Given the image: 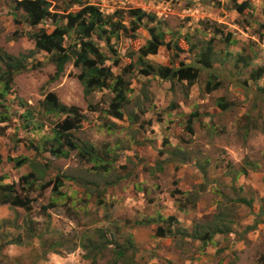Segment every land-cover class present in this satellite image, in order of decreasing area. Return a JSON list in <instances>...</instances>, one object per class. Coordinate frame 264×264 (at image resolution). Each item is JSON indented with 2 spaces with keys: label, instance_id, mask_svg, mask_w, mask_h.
I'll use <instances>...</instances> for the list:
<instances>
[{
  "label": "rangeland",
  "instance_id": "1",
  "mask_svg": "<svg viewBox=\"0 0 264 264\" xmlns=\"http://www.w3.org/2000/svg\"><path fill=\"white\" fill-rule=\"evenodd\" d=\"M83 1L106 15L130 9L155 14L169 31L167 41L178 42L182 51L162 48L149 56L153 65L173 61L176 68L182 63L201 68L194 59L210 40L215 63L212 70L201 69L191 86L143 76L138 69L126 71L151 38L144 28L134 38L112 40L113 50L100 42L111 63L119 62L112 67L114 74L130 83L120 120L108 112L113 91L95 89L86 96L81 65L67 63L56 78L52 54L36 49L29 33L51 30L55 23L32 28L22 23V10L13 14L15 0H0V50L30 57L27 70L16 75L0 99V178L32 201L29 211L0 204V264H264V76L257 83L250 80L253 70L264 67V1ZM240 4H248L242 13L235 9ZM76 10L77 5L70 9ZM215 29L223 35L214 34ZM78 41L72 34L66 48ZM239 55L251 57V66L236 65ZM210 81L220 88L208 93ZM50 93L78 108L81 128L72 132L96 149L100 162L83 160L79 150L68 158L47 151L53 128L66 118L45 112ZM220 99L228 104L226 111L218 107ZM28 109L35 129L24 122ZM171 151L176 157H170ZM17 157L32 158L45 168L34 185L22 180L31 170L17 168ZM250 163L259 169L252 170ZM238 196L254 198L253 207L237 204ZM223 210L237 221L234 233L216 236L208 247L183 236L157 237V227L167 229L162 222L140 224L160 214L177 218V228L191 231L194 222ZM131 237L135 250L119 257L117 247Z\"/></svg>",
  "mask_w": 264,
  "mask_h": 264
},
{
  "label": "trees",
  "instance_id": "2",
  "mask_svg": "<svg viewBox=\"0 0 264 264\" xmlns=\"http://www.w3.org/2000/svg\"><path fill=\"white\" fill-rule=\"evenodd\" d=\"M63 3V7L59 6V2ZM264 1V0H263ZM79 6V10L70 11L73 6ZM248 8V4L236 5V8L240 13ZM22 10L25 13V21L23 24H27L32 28H36L44 21L51 20L55 23L51 30L41 28L38 31L29 33L30 38L35 42V47L39 51H44L52 54L53 60L57 67L56 78L61 76L65 71V66L71 61H75V64L82 66V72L79 76V80L84 86L85 95L90 96L95 89H110L114 92L115 100L110 105L108 112L115 118L122 119L123 114L121 112L126 102V93L130 90V83L125 80L124 75L116 76L112 71V67L119 64L118 60L111 63V58L104 53L103 46L100 42L106 45L109 50H113L112 40H120L122 35L129 38L136 37V33L145 29L150 34V39L143 45L138 53L135 62H131L126 71H132L138 69L143 76H149L151 74L160 76L165 80L176 79L179 82L187 81L189 85L193 86L199 80L201 76V69L212 70L215 63V56L217 54L212 41H208L198 51L195 57V65H185L182 63L180 67H174L173 61L168 66L153 65L148 60L149 56L156 55L162 48H166L170 51L174 50L182 51L178 42L167 41V35L169 31L164 29V24L158 20L155 14L147 13L141 9H130L127 11H117L114 14H104L102 10L96 5L90 4L88 1L83 0H15L13 6V14L17 16V12ZM64 12V14H62ZM126 19L128 20L126 23ZM63 21L62 24H59ZM58 23V24H56ZM223 35L221 32L215 29L214 34ZM75 35L79 41L75 45H71L66 48V45L71 39V35ZM229 44H232L230 37L226 38ZM189 43L190 40H188ZM197 48L194 46L191 50L195 51ZM230 54L226 55V58L230 57ZM30 57L27 55H20L14 57L3 50H0V99H5V95L9 93L11 85L16 75L27 70V63ZM251 57H244L239 55L236 58V65L243 64L242 69H246L251 66ZM223 62V61H222ZM264 76V67H259L252 71L250 74V80L255 83L259 82ZM220 86H212V82H208L207 92H213L219 89ZM264 91V87L260 88ZM218 107L221 110L226 111L228 104L222 99L219 100ZM43 108L47 114L53 116H65V120L57 124L53 128V137L46 141L50 148L47 151L54 157H70L71 152L78 151L83 160L89 162H100L102 159L96 149L84 142H79L75 134L72 131H78L81 128L82 115L78 108L69 107L59 101L58 97L54 93L47 95L43 102ZM24 122L27 125L32 126L35 129L34 123L35 117L31 110L23 115ZM44 124L37 126L39 129ZM191 131H193L191 129ZM49 143V144H48ZM31 145V146H30ZM32 149L33 146L30 144ZM170 157H176V152L171 151ZM14 159V158H13ZM183 163H188L186 158L181 159ZM1 161V160H0ZM17 168L28 166L30 172L22 177V180L27 185H34V181L37 180L36 174L42 173L45 169L41 167L28 157H17L14 160ZM1 163V162H0ZM252 170H258L257 164H248ZM101 166V165H100ZM99 166V167H100ZM203 174H206L204 167L201 166ZM104 169H107L104 167ZM160 171H164L163 167H159ZM247 172L243 170L242 172ZM239 175H235L234 180H237ZM43 177V175L41 176ZM4 178H0V204L9 205L12 208H23L26 211L31 209L32 201L27 199L23 200L17 189L16 184L4 183ZM122 180L118 178V181ZM242 190V188H241ZM255 199H248L247 197L238 196L235 200L237 204L245 205L249 208L253 207ZM264 209V208H263ZM261 210V214L264 215V210ZM162 222L166 225L157 227L155 235L159 238H166L168 236H183L191 238L195 241H199L203 247H208L214 243V239L218 235H230L234 233V227L237 221L233 220V216L226 213L225 210L215 214L210 220L205 219V222H194L191 231L186 228H177L179 221L175 217L164 218L160 214L156 217H148L145 221H141L140 224H158ZM249 229V228H248ZM41 238L39 236H35ZM132 238L127 240L123 245H119L116 251L119 257L126 256L128 251H134L135 247L132 243ZM112 240L109 243L112 244Z\"/></svg>",
  "mask_w": 264,
  "mask_h": 264
}]
</instances>
